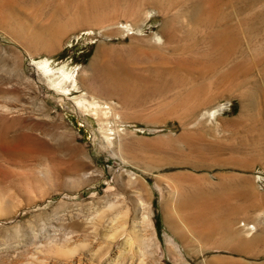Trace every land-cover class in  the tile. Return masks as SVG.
<instances>
[{
    "label": "rangeland",
    "instance_id": "374dc122",
    "mask_svg": "<svg viewBox=\"0 0 264 264\" xmlns=\"http://www.w3.org/2000/svg\"><path fill=\"white\" fill-rule=\"evenodd\" d=\"M3 131L0 264H264V0H0Z\"/></svg>",
    "mask_w": 264,
    "mask_h": 264
},
{
    "label": "bare ground",
    "instance_id": "6f19581e",
    "mask_svg": "<svg viewBox=\"0 0 264 264\" xmlns=\"http://www.w3.org/2000/svg\"><path fill=\"white\" fill-rule=\"evenodd\" d=\"M92 64V63H91ZM45 68H48V66L46 65L45 66ZM98 69H100V71L102 70L101 68H98ZM49 70H51V69H49ZM48 71V70H47ZM104 71V70H103ZM100 72V77H102L101 75H103V73L104 72ZM116 71V70H115ZM99 71H97V73H98ZM120 72H121V70H120ZM120 72H115L116 74H120ZM123 72V71H122ZM121 72V73H122ZM48 73V72H47ZM102 73V74H101ZM64 75V74H63ZM104 76H106V75H104ZM103 76V77H104ZM107 76H109L108 74H107ZM110 76H112V75H110ZM109 76V77H110ZM64 77V76H63ZM62 77V78H63ZM65 77H71L70 76V74H66L65 73ZM102 77V78H103ZM109 77H107L108 78V80H109ZM113 77V76H112ZM118 77V79H120L121 80V82L123 83V81H122V74H121V76H117ZM50 78H52V77H50ZM94 78H96V77H93V78H91L92 80L94 79ZM101 78V79H102ZM107 78H106V80H107ZM111 78V77H110ZM55 79V78H54ZM59 79V78H58ZM69 79V78H68ZM101 79H95L94 80V85H95V89L93 88H89L88 87V85L87 84H84L83 83V85H84V87L85 88H87L90 92H92L93 94H100V92H97L96 91V89H101V90H105L104 88H105V86H108V84L106 83V82H103ZM50 80V79H49ZM56 80H57V78H56ZM64 79H59V83H57V82H55L54 84H60V83H62V81H63ZM90 81V83H89V85L90 84H92L93 83V81ZM111 80H112V78H111ZM111 80H109L110 82L109 83H111ZM53 81V80H52ZM55 81V80H54ZM73 81H74V79H73ZM104 81H105V79H104ZM113 81H114V79H113ZM115 81H118L117 79H115ZM114 81V82H115ZM92 82V83H91ZM108 82V81H107ZM104 83L106 84L105 86H104ZM117 83L118 82H116L115 84L117 85ZM115 85V86H116ZM109 88V87H108ZM95 91H96V93H95ZM103 93V92H102ZM105 93V92H104ZM102 95V94H101ZM92 96V95H91ZM93 99V98H92ZM98 103V102H97ZM94 106V105H93ZM15 110H16V108H15ZM1 133V132H0ZM3 133H4V131H3ZM0 135H2V137H3V135H4V137H6V134L4 133V134H0ZM25 136H27V135H24L23 133H19V134H16V135H14V137H11L8 141H6V139L4 140V138H0V139H2V140H4V144H2L5 148H6V145H10V148H11V145L13 146V145H16L18 142H19V139L21 138V137H25ZM2 140H0V142L2 143ZM1 143H0V145H1ZM22 147V146H21ZM1 148V147H0ZM14 148V147H13ZM16 148H19V146L18 147H16ZM8 149H9V147H8ZM16 151V150H15ZM242 188H244V189H246L247 188V186L246 185H242ZM248 189V188H247ZM180 196L182 197V198H180L179 199V201L177 202V205H178V207L179 206H183L185 203H186V201L187 200H185V199H183L184 197H187V198H189V200H190V198H193V200L192 201H195V204L197 205L196 206V209H198V215L196 216L198 219H197V221H198V224H199V226L200 227H202V229L203 228H206V227H208V226H211V224H215L216 223V219L217 218H219L218 216H221V215H218L219 213H221L222 212V210H221V208H218L217 207V209L214 207V205H210L209 203H207V197H208V195L206 196V194H204V193H201V192H198L197 190L196 191H194V193H190V192H187V193H182V194H180ZM189 203H191V202H189ZM110 206V205H109ZM220 207V206H219ZM223 209V208H222ZM222 214V213H221ZM94 215V214H93ZM217 216V217H216ZM95 218V217H94ZM244 224H246V223H244ZM136 226V225H135ZM211 228V227H210ZM249 228H254L253 226H250L249 225ZM134 230V229H133ZM207 233V232H206ZM205 233V234H206ZM257 234H259V233H257ZM261 234H264V233H261ZM261 237V236H260ZM258 235H257V237L256 236H254L250 241H252V242H254V241H258L259 239L261 240L262 238H260ZM139 238V237H138ZM263 238H264V236H263ZM137 240H140V239H137ZM142 242V239L140 240V243ZM139 243V242H138ZM143 244V243H142ZM77 245V244H76ZM40 246V245H39ZM83 246H84V244H83ZM76 247V246H75ZM61 250H63V247L62 246H58V251H61ZM68 250H70V251H72V250H74L73 248H71V249H68ZM65 252H66V250H64ZM69 251V252H70ZM62 252V251H61ZM65 252L63 253V255L65 254ZM69 252H67V255L69 256ZM62 253H58L59 255H61ZM72 253H70V255H71ZM66 255V254H65ZM62 256V257H67V256ZM138 264V263H137ZM141 264V263H140Z\"/></svg>",
    "mask_w": 264,
    "mask_h": 264
}]
</instances>
